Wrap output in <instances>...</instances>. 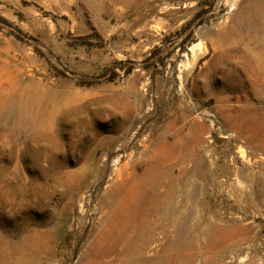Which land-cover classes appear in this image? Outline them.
<instances>
[{
	"label": "rangeland",
	"instance_id": "obj_1",
	"mask_svg": "<svg viewBox=\"0 0 264 264\" xmlns=\"http://www.w3.org/2000/svg\"><path fill=\"white\" fill-rule=\"evenodd\" d=\"M264 0H0V264H264Z\"/></svg>",
	"mask_w": 264,
	"mask_h": 264
},
{
	"label": "bare ground",
	"instance_id": "obj_2",
	"mask_svg": "<svg viewBox=\"0 0 264 264\" xmlns=\"http://www.w3.org/2000/svg\"><path fill=\"white\" fill-rule=\"evenodd\" d=\"M255 62H256V64L258 66H263L264 67V61L263 60L259 59V60H255Z\"/></svg>",
	"mask_w": 264,
	"mask_h": 264
}]
</instances>
